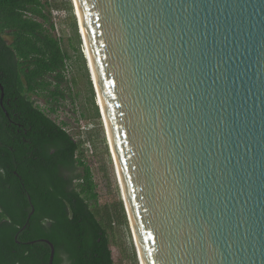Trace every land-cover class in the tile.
Returning a JSON list of instances; mask_svg holds the SVG:
<instances>
[{"label": "water", "instance_id": "95a60500", "mask_svg": "<svg viewBox=\"0 0 264 264\" xmlns=\"http://www.w3.org/2000/svg\"><path fill=\"white\" fill-rule=\"evenodd\" d=\"M73 2L139 264H264V0Z\"/></svg>", "mask_w": 264, "mask_h": 264}, {"label": "trees", "instance_id": "16d2710c", "mask_svg": "<svg viewBox=\"0 0 264 264\" xmlns=\"http://www.w3.org/2000/svg\"><path fill=\"white\" fill-rule=\"evenodd\" d=\"M52 4L0 0V264H49L50 246L41 238L54 244L53 264H114L108 233L114 220L127 218L123 200L99 204L84 157L89 137H74L50 115L66 97L63 85L75 83L67 77L72 55L55 33ZM62 6L73 20L68 46L79 52L71 0Z\"/></svg>", "mask_w": 264, "mask_h": 264}, {"label": "rangeland", "instance_id": "374dc122", "mask_svg": "<svg viewBox=\"0 0 264 264\" xmlns=\"http://www.w3.org/2000/svg\"><path fill=\"white\" fill-rule=\"evenodd\" d=\"M66 1L67 0H53L52 5L61 8L60 12L57 14L59 22L62 24L65 21V24L63 23L58 26L59 28H57V31L59 34H62L63 45L72 55V64L69 65V69L67 70V77L74 78L75 83L73 84L69 81L72 88H68L66 84L63 85L66 97L60 100L56 110L50 112V115L57 122H65L66 128L74 137H84L85 139L89 137L90 141H87L84 157L92 168L99 195V204H110L113 201L122 199L116 176L115 163L111 156L104 123L101 116L100 118L95 116L96 109L90 101V98H92L89 84V80H91L90 72L85 57V49L79 33L73 0H71V3L81 43L79 44L77 38H75L76 44L79 46V52H74L68 46L67 39L74 36V32L71 28V22H73V20L68 21L66 18L67 13L65 9L62 8L63 3ZM78 57L80 58V65L77 63ZM84 59L87 69L83 66L81 67ZM93 96L95 98V92ZM34 98L37 100L38 104L48 108L49 104L43 96H34ZM108 234L113 251L114 264H139L128 217L126 219H120L119 222L114 220L113 228L109 230Z\"/></svg>", "mask_w": 264, "mask_h": 264}, {"label": "bare ground", "instance_id": "6f19581e", "mask_svg": "<svg viewBox=\"0 0 264 264\" xmlns=\"http://www.w3.org/2000/svg\"><path fill=\"white\" fill-rule=\"evenodd\" d=\"M78 14H79V19H80V25H81V29H82V31H83V33H84V30H83V25H82V21H81V16H80V12H79V9H78ZM84 37H85V34H84ZM85 44H86V46H84V49H85V51H86V54L88 55V57H89V59H90V62H91V58H90V54H89V50H88V46H87V42H86V38H85ZM91 66H92V62H91ZM93 67V66H92ZM93 73H94V70H93ZM94 77H95V74H94ZM97 82V81H96ZM96 85H97V83H96ZM97 88H98V85H97ZM98 91H99V89H98ZM100 94V93H99ZM100 102H101V104H102V101H101V99H100ZM103 106V105H102ZM103 112H104V109H103ZM105 114V113H104ZM106 118V117H105ZM112 146H113V144H112ZM113 150H114V147H113ZM115 159H116V156H115ZM116 163H117V168H119V166H118V162H117V159H116ZM119 175H120V177H121V174H120V171H119ZM117 176V175H116ZM122 178V177H121ZM118 180V179H117ZM122 180V179H121ZM122 186H123V183H122ZM132 225H133V223H132ZM133 230H134V233H135V229H134V226H133ZM135 239H136V242H137V246H138V248H139V252H140V254H141V250H140V246H139V242H138V239H137V236H136V233H135ZM135 243V242H134ZM140 257H141V259H142V254L140 255ZM142 261H143V259H142Z\"/></svg>", "mask_w": 264, "mask_h": 264}, {"label": "built area", "instance_id": "2783aa9c", "mask_svg": "<svg viewBox=\"0 0 264 264\" xmlns=\"http://www.w3.org/2000/svg\"><path fill=\"white\" fill-rule=\"evenodd\" d=\"M50 9H51L50 11H51L52 19H53L54 24H55V33L58 36V38H62V34H59L58 31H57V28H59L58 26L60 25L59 24V18L57 17V14L60 12L61 8L60 7H55V6L52 5L50 7Z\"/></svg>", "mask_w": 264, "mask_h": 264}]
</instances>
